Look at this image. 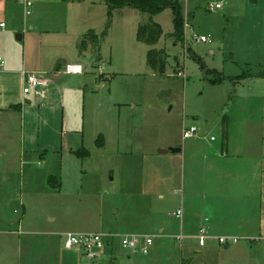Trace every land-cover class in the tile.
<instances>
[{"label":"rangeland","instance_id":"374dc122","mask_svg":"<svg viewBox=\"0 0 264 264\" xmlns=\"http://www.w3.org/2000/svg\"><path fill=\"white\" fill-rule=\"evenodd\" d=\"M28 1L27 13L23 0H0V64L11 58L21 67L25 55V71L61 72L51 93L33 95L23 111H0V264H85L64 247L68 232L153 237L146 254L120 246L114 264H167L181 242L190 244L188 254L198 241L177 239L174 213L200 193L205 157L221 148L223 130L235 142L248 140L254 153L264 137V0H179L183 41L168 37L171 8L154 15L114 9L100 39L104 0ZM149 21L162 28L153 47L167 53L164 72L147 64L152 46L136 39ZM90 33L97 39L86 38L85 48ZM202 35L207 41L196 39ZM73 61L81 74L63 72ZM201 64L213 72L204 74ZM7 89L18 95L15 75ZM190 126L197 130L184 138ZM171 147L181 152L158 153ZM235 237L228 248L213 240L193 256L264 264V246Z\"/></svg>","mask_w":264,"mask_h":264},{"label":"crops","instance_id":"0c3cea01","mask_svg":"<svg viewBox=\"0 0 264 264\" xmlns=\"http://www.w3.org/2000/svg\"><path fill=\"white\" fill-rule=\"evenodd\" d=\"M17 36L19 39L22 38L21 34H17ZM6 62L8 66L5 68L2 67L4 64H0L1 112L23 111L22 103L25 105L31 103L30 100L33 99V95L38 97V95L44 96L51 93L50 88L51 84H54L53 79L57 78L61 72V66L54 67L56 71H47L51 76L43 78L37 71H32L45 80V85L36 92H31L32 94H24L22 87L24 73L27 71L23 68H26L28 58L23 55L21 67H18L20 62L11 58H7ZM69 62L71 61H67V63ZM73 62L80 64L77 61ZM40 72L44 73V70ZM63 72L65 74L82 73H67L65 68ZM12 75H15L19 81L18 95H12L11 91L7 89L8 81H11ZM27 95H31V98L27 99ZM214 140L215 137L211 141ZM247 141L235 142L231 133L223 130L221 148H214L204 159L207 173L203 178L200 193L193 197H186L183 200L181 216H176L181 218V235L177 239H195L198 244L196 247L191 245L188 248V254H183V249L190 244L185 245L181 242L180 255L177 257L170 256L163 263L205 264L201 257L194 258L193 254L198 253L210 241L217 240L218 236L235 237L237 235L246 241L257 243L258 246H264V137L261 139L259 151L257 150L255 153L249 150L250 145ZM177 162L179 163V161ZM201 227L206 229V237L203 242H200L197 236ZM235 238L240 239V237ZM225 245L228 248L230 244ZM114 250L117 254H113ZM123 254L119 243H115L113 247H106L105 258L102 261H105L106 264H114L123 257ZM129 255L127 254L128 259L130 258ZM151 262L152 258H144L134 262V264H151Z\"/></svg>","mask_w":264,"mask_h":264},{"label":"built area","instance_id":"2783aa9c","mask_svg":"<svg viewBox=\"0 0 264 264\" xmlns=\"http://www.w3.org/2000/svg\"><path fill=\"white\" fill-rule=\"evenodd\" d=\"M26 6V12H29L31 6L28 0H23ZM221 4H212L211 8H220ZM2 23H0V26ZM196 39L201 41H207L205 36H196ZM65 72L67 73H80L82 72V66L80 64H66ZM45 85V80L38 76L35 72L27 71L24 73V84L22 92L31 93L36 92L38 89ZM195 126H190L183 130V137H191L196 132ZM214 139L213 136L210 137ZM177 194V191H174ZM175 216H181V210H177ZM206 235V229L201 227L198 233V239L203 242ZM233 236H218L217 241L219 244H230L235 242ZM154 239L150 235L137 234V233H72L68 232L64 234V247L77 250L83 256L85 264H102L103 258H105V249L108 246L113 247L115 243L123 249L130 250L132 252H139L146 254L150 250V246L153 244Z\"/></svg>","mask_w":264,"mask_h":264},{"label":"trees","instance_id":"16d2710c","mask_svg":"<svg viewBox=\"0 0 264 264\" xmlns=\"http://www.w3.org/2000/svg\"><path fill=\"white\" fill-rule=\"evenodd\" d=\"M64 1H84V0H64ZM107 5V14L108 22L106 29L100 34V39L106 34V30L110 23V18L112 11L117 8H131L137 11L146 12L150 15L161 12L165 8L172 9V24L173 30L168 34V37L173 38L175 41L184 40V18L180 11L179 0H104ZM162 34L161 26L154 22L149 21L147 23L139 24L136 31V39L140 42H143L149 46H152L148 49L146 53L147 64L153 68L157 69L159 72H164L167 62V53L163 49H157L153 47L159 40ZM89 38L90 40L97 39L95 33L85 34L83 40L81 41L82 46H86L85 39ZM198 59V58H196ZM204 74L210 75L213 70L206 68L201 64ZM86 154L87 151H85ZM50 179V178H49ZM54 185V184H53Z\"/></svg>","mask_w":264,"mask_h":264},{"label":"water","instance_id":"95a60500","mask_svg":"<svg viewBox=\"0 0 264 264\" xmlns=\"http://www.w3.org/2000/svg\"><path fill=\"white\" fill-rule=\"evenodd\" d=\"M17 39H19V36H17ZM169 151L174 153V154H177L181 151V148L180 147H171L168 149H158V153H160V154H166ZM224 248H227V246L225 245Z\"/></svg>","mask_w":264,"mask_h":264}]
</instances>
